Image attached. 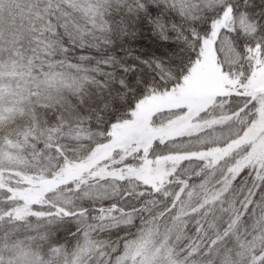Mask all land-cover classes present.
<instances>
[{
	"label": "snow or ice",
	"instance_id": "1",
	"mask_svg": "<svg viewBox=\"0 0 264 264\" xmlns=\"http://www.w3.org/2000/svg\"><path fill=\"white\" fill-rule=\"evenodd\" d=\"M0 264H264V0H0Z\"/></svg>",
	"mask_w": 264,
	"mask_h": 264
}]
</instances>
